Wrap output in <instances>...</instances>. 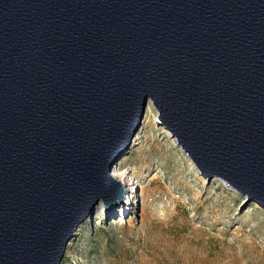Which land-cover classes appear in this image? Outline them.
I'll list each match as a JSON object with an SVG mask.
<instances>
[{"label": "water", "instance_id": "water-1", "mask_svg": "<svg viewBox=\"0 0 264 264\" xmlns=\"http://www.w3.org/2000/svg\"><path fill=\"white\" fill-rule=\"evenodd\" d=\"M150 102L199 174L264 210V0H0V264H61Z\"/></svg>", "mask_w": 264, "mask_h": 264}, {"label": "rangeland", "instance_id": "rangeland-1", "mask_svg": "<svg viewBox=\"0 0 264 264\" xmlns=\"http://www.w3.org/2000/svg\"><path fill=\"white\" fill-rule=\"evenodd\" d=\"M157 116L148 102L111 171L125 176L136 206L98 207L61 264H264V210L218 179L207 183Z\"/></svg>", "mask_w": 264, "mask_h": 264}, {"label": "bare ground", "instance_id": "bare-ground-1", "mask_svg": "<svg viewBox=\"0 0 264 264\" xmlns=\"http://www.w3.org/2000/svg\"><path fill=\"white\" fill-rule=\"evenodd\" d=\"M133 144H134V142H133ZM122 156H123V155H122ZM122 156H121V157H122ZM121 157H120V158H121ZM120 158H119V159H120ZM119 159H118V160H119ZM118 160H117V161H118ZM111 176L114 177L116 180H118L120 183H122L124 186H126V188H128V189L130 188V187H129V184H128V181H126L125 176H123V175L119 176V175L115 174L114 171H113V173L111 172ZM141 193L143 194V190L141 191ZM137 194H138V192H137ZM141 196H142V195H141ZM129 206H130V205H129ZM129 206H128V205L126 206V211H127V210L129 211V209H130Z\"/></svg>", "mask_w": 264, "mask_h": 264}]
</instances>
